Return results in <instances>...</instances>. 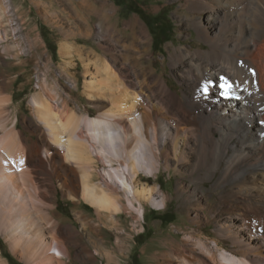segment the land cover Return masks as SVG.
<instances>
[{"label": "bare ground", "instance_id": "6f19581e", "mask_svg": "<svg viewBox=\"0 0 264 264\" xmlns=\"http://www.w3.org/2000/svg\"><path fill=\"white\" fill-rule=\"evenodd\" d=\"M182 1L186 23L180 20V26L192 28L206 45L195 50L175 47L171 53V63L181 65L187 87L182 97L163 76L149 80L142 68L151 45L142 21L131 18L129 35H115L105 23L106 13L117 10L108 0H97L103 21L97 26L99 37L116 46L99 44L111 59L73 44L65 45L63 52L78 54L86 69L91 62L97 64L99 75L85 83V94L101 108L108 100L110 108L97 117L61 113L42 94L35 96L37 119L48 134L36 125L32 134L38 138L33 142L18 129L17 120L9 127L0 111V233L28 264H68L71 259L59 223L52 218L55 204L49 202L58 185L69 198L80 197L105 221L120 227L121 213L133 210L139 219L147 202L169 201L150 180L142 183L143 175L158 178L162 168L175 173L191 168L192 175L205 170L210 178L221 166L216 185L235 180L225 193L232 204L227 218H212L216 232L231 241L233 249L224 248L219 239L211 245L194 229L193 224L203 221L197 213L190 226L181 228L184 243L164 253L167 264H264V0ZM0 9L7 17L13 8L0 3ZM5 15L1 17L9 21ZM28 45L30 51L37 45L43 48L37 41ZM9 101L1 97L0 107ZM25 129L31 131L26 123ZM53 159L64 165H54ZM179 188L186 190L182 183ZM124 246L121 241L120 254ZM107 256L112 259V252Z\"/></svg>", "mask_w": 264, "mask_h": 264}, {"label": "rangeland", "instance_id": "374dc122", "mask_svg": "<svg viewBox=\"0 0 264 264\" xmlns=\"http://www.w3.org/2000/svg\"><path fill=\"white\" fill-rule=\"evenodd\" d=\"M96 1L0 0L1 6L9 5L13 8L7 17L0 9V17L5 15L11 22L1 17L0 98L9 97L10 101L4 103L0 111H3V121L9 127L17 120L18 129L24 131L30 142L38 138V134H32L37 132L36 125H41L48 134L45 125L40 124L41 121L37 119L33 104L35 96L42 94L41 97H45L58 112L73 111L81 116L97 117L100 112L110 108L108 100H105L108 106L101 108L96 106V99L85 94V83L90 82L94 75H99L97 64L91 62L86 69L87 62L78 54L65 55L63 52L65 45L73 44L77 48L93 50L111 59L110 53L99 43L108 48L116 45L99 37L97 26L100 22L103 23L99 12L102 8H99ZM108 1L117 12L114 15L106 13L109 19L105 26L111 27L115 35L124 33L127 36L130 33L126 30L128 23L131 18L138 17L148 29L151 39L149 59L146 56L143 58L142 68L149 80L154 76H163L170 88L182 97V92L187 87L182 82L181 65L174 67L171 63V53L175 47L180 46L191 50L206 48L192 28L180 26L181 21L186 23L184 11L180 7L183 1ZM156 8L160 10L156 11ZM34 41L42 43L43 48L37 45L30 51L28 44ZM117 49L122 48L118 46ZM102 76L105 79L107 75ZM74 82H77L76 86ZM25 123L30 126L31 131L25 129ZM55 159L52 162L54 165H64L63 162L62 165L57 164ZM222 169L223 166L210 178L205 177V170L201 174L193 172L192 175L191 168L183 173L162 168L158 178L143 175L142 183L150 180L149 184L160 189L161 195L165 192L169 201L166 205L162 204V198L155 204L147 202L143 218H135L137 214L133 210L121 213L118 216L120 227H114L105 221L97 208L80 197L69 198L59 187V181L53 179L58 189L49 202L55 204L52 218L58 221L59 235L66 241V247L71 252L68 264H167L168 257L164 255L176 245L184 243L185 233L181 228L190 226L197 213L203 221L193 224V228L209 239L211 245H214V239H219L224 248L233 249L232 242L216 232V221L212 218L213 214L219 216L217 221L227 218L226 211L232 204L226 194L232 190L235 180L229 181L225 186L216 185ZM101 170H104L103 166L98 168L99 172ZM96 182L103 181L98 178ZM179 183L185 185V191L179 188ZM116 191L121 194L120 190ZM167 216H173L174 221L164 223ZM206 217L209 221H206ZM74 232H77L75 239L68 242L67 237ZM121 241L125 244L122 254L118 250ZM9 245L0 233V264H28ZM107 251L112 252V259H108Z\"/></svg>", "mask_w": 264, "mask_h": 264}, {"label": "trees", "instance_id": "16d2710c", "mask_svg": "<svg viewBox=\"0 0 264 264\" xmlns=\"http://www.w3.org/2000/svg\"><path fill=\"white\" fill-rule=\"evenodd\" d=\"M137 12V11H136ZM139 13V12H138ZM157 24H159L158 22H157ZM158 28L160 27V25L159 26H157ZM163 33L165 34V32L163 31ZM156 35V34H155ZM155 41H156V38H155ZM161 45V44H160ZM174 221V217L173 216H170V217H168L167 216V218H164V220H163V222L164 223H172Z\"/></svg>", "mask_w": 264, "mask_h": 264}]
</instances>
